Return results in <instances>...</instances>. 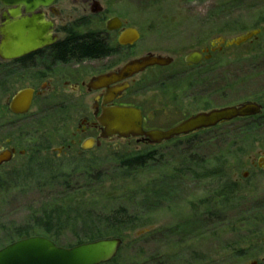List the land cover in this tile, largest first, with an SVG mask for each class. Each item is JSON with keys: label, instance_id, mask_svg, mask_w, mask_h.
<instances>
[{"label": "rangeland", "instance_id": "rangeland-1", "mask_svg": "<svg viewBox=\"0 0 264 264\" xmlns=\"http://www.w3.org/2000/svg\"><path fill=\"white\" fill-rule=\"evenodd\" d=\"M94 1L102 8L101 13L91 12L92 1L89 5L83 0L57 3L59 15L54 20L59 41L66 37L62 28L85 23L86 27L80 28V32L100 33L104 31L106 21L116 17L124 28L135 29L140 35L131 49H121L120 54L116 55L118 65L148 53L174 61L158 71L160 78L167 77V82L150 83L147 79L153 78L154 71L135 78L133 88L142 93L132 101L138 103L147 116H152L149 127L166 131L198 112L233 107L255 98L264 102V0ZM255 29L261 32L257 38L241 46L215 52L210 62L185 72V84L193 81L190 77H197L200 78V86L199 82L196 85L189 83L183 89L179 83L169 80L184 72L183 59L189 53L209 48L215 41L243 36ZM102 64L106 63H96V67L100 68ZM94 69L95 66L89 68L90 72ZM6 84L7 93L0 94V139L10 136L17 139L21 130H25L37 132L35 139L42 138L43 141L37 140L40 148V151L36 150L37 155L29 152L22 163L15 161L1 173L20 167L30 158L49 155L50 150L60 147L62 140L71 137L78 124L77 113L73 110L64 124L52 123L51 116L41 113L39 105L34 106L26 116L13 117L5 111L6 102L14 92L28 87L29 83L10 78ZM92 98V95H88L85 99L89 110ZM261 114L259 117L262 119L258 121L264 124V111ZM249 121L237 119L215 127L197 137L195 141L202 142L193 146L198 148L197 159L208 164L207 169L218 166L232 188L235 186L230 196L233 200L231 208L228 205L222 209L215 208L218 200L212 193L218 187L212 179L199 183L192 178H185L183 182L176 179L171 172L175 166L164 167L171 162L170 156L175 154L172 147L167 148L166 144L152 148L159 155L146 169L134 174L130 182L116 180L118 184L115 185L120 188L117 187L114 195L111 194V186L105 185L103 190L76 200L71 207L73 209L78 204L95 213L125 208L142 222L149 221L146 227L123 234L120 251L124 249L119 252L126 264H264V170H251L249 164L256 161L260 153L264 155V132L250 128L251 132L245 130ZM178 141L180 147L174 149L181 152L183 140L178 138ZM150 147L134 139H114L88 153H81L74 146L63 156L80 158L81 155L87 161L103 164L105 170L102 178L107 179L111 177V170L105 159L111 156L110 153H138ZM245 172H248L246 179L242 178ZM164 179L165 184L169 185L163 196L156 200L153 196L155 188L148 189L145 185ZM9 189H3L0 194V249L16 241H9V226L26 223L32 213H37L44 200L43 192L33 186ZM57 204L62 206L65 203L57 201ZM205 206L212 209L208 222L197 215ZM247 218L252 222L245 223L243 220ZM143 234H146L144 239L133 243ZM60 241L58 246L68 248L73 239L65 232ZM228 246L232 249L224 251Z\"/></svg>", "mask_w": 264, "mask_h": 264}, {"label": "trees", "instance_id": "trees-1", "mask_svg": "<svg viewBox=\"0 0 264 264\" xmlns=\"http://www.w3.org/2000/svg\"><path fill=\"white\" fill-rule=\"evenodd\" d=\"M84 27H86V24L81 23L62 28L66 37L54 45L52 49L54 59L89 60L99 59L106 54V46L101 41L99 33L80 32L79 29ZM259 116L254 119L258 124H260L258 120L262 119ZM209 130L211 129L183 137L181 152L177 151L180 147L178 139L167 143V148L172 147L175 154L170 156L171 162H168V165H164V167L175 166L171 172L181 182L185 178H192L196 183L212 179L218 187L212 193V196L218 200V202L215 201L217 204L215 208L222 209L225 205L231 208L230 206L233 204L232 197H230L233 194L232 184L218 166L214 169H207L206 165L208 164L197 159L198 148L193 147L195 144L198 145L197 142H202L200 140L195 141V139ZM247 131L251 132L249 128H247ZM152 148H155V146L138 153H110L111 156L105 159V162L110 164L109 170H111V177L107 179L102 178V172L105 170L103 164H99L94 160L87 161L81 155L80 158H73V156L56 159L39 157L36 160L31 159L22 170H14L8 174H3L0 179V194L5 188L6 191H9V188L33 186L37 191L43 192L44 198L38 207L37 213H32L26 223L9 226V241L42 236L53 241L56 245H60L62 235L67 232L73 239L68 247H72L110 237L122 240L125 232H134L146 227L145 224L149 221L142 222L136 216L130 215L125 208L117 207L106 213H95L92 210H86L87 208L83 209L78 204L73 209L71 206L76 200L87 195H93L98 190H103L105 185L111 186L110 191L114 195L117 187H119L115 185L118 184L116 180L121 179L130 182L129 180L134 174L138 173L139 170L146 169L148 165L155 161L159 153ZM215 164L218 165V162H215ZM165 183L164 179L155 183L148 182L145 186L148 189L150 187L155 188L153 196L154 199L158 200L159 197L163 196V192L167 190L169 184ZM143 196H145V193H143ZM109 199H112V197H109ZM57 201L59 203L62 201L65 204L60 206ZM153 211L156 212V210ZM197 215L204 217L205 220L203 221L208 222L207 219L210 215L212 216V209L205 206ZM243 221L249 223L252 222V219L247 218ZM145 237L146 234H143L133 240V243L139 242ZM123 249L124 247L120 252H123ZM227 249L232 248L225 247L224 251ZM126 263L122 253H120L107 264Z\"/></svg>", "mask_w": 264, "mask_h": 264}, {"label": "water", "instance_id": "water-1", "mask_svg": "<svg viewBox=\"0 0 264 264\" xmlns=\"http://www.w3.org/2000/svg\"><path fill=\"white\" fill-rule=\"evenodd\" d=\"M61 0H0V6L5 11L0 18V59L16 60L39 49L52 46L58 41L54 34V24L47 20L44 9H51ZM91 12H102L99 3L92 0ZM120 19L113 17L106 22L107 31H116L122 27ZM260 30H252L243 36L228 40L217 41L225 49L238 47L257 37ZM140 36L137 30H124L119 38V46H132ZM264 50V43H263ZM209 56L204 57L208 59ZM203 56L199 52L191 53L186 63L196 64ZM173 60L169 57L147 54L139 59L129 61L117 73L100 76L90 83V88H105L111 84L125 80L144 72L148 68L168 67ZM124 83L109 91L115 96L127 88ZM33 91L24 89L16 93L10 101V110L14 114L24 115L29 111ZM113 98V97H111ZM111 98L103 101L111 102ZM261 107L254 103H243L233 107L211 110L189 117L177 126L167 131H143L141 112L135 108L109 107L102 108L98 124L102 127L98 141L86 140L82 150H90L94 145L99 147L101 140L117 137L123 140H148L152 145H159L180 136H187L198 131L210 129L217 125L260 114ZM123 244L119 238H108L82 243L69 248L56 245L53 241L33 236L13 242L0 249V264H107L114 260Z\"/></svg>", "mask_w": 264, "mask_h": 264}, {"label": "flooded vegetation", "instance_id": "flooded-vegetation-1", "mask_svg": "<svg viewBox=\"0 0 264 264\" xmlns=\"http://www.w3.org/2000/svg\"><path fill=\"white\" fill-rule=\"evenodd\" d=\"M91 1L92 0H83V2L87 5H89ZM57 3H55L53 8L51 9L42 10V12L45 14L46 19L51 21L54 24V34H55V20L54 19L55 17L59 15ZM4 11L5 10L1 8L0 18ZM126 29H129V28H124V25L122 24V27L119 30L107 31L105 27L104 31H101L99 33V35L101 34L100 36L101 41L104 42V45L106 46V54L99 59H89V60L88 59H83V60L54 59L53 54H52V49L56 43L53 44L52 46L39 49L31 54L25 55L16 60L7 61V60L0 59V94L7 93L6 83H8L10 78L11 79L12 78L23 79L29 83L28 87L20 89L17 92H14L12 96L9 98V100L6 102L5 111L8 112L10 115H12L13 117L26 116L29 112H31L34 106L39 105L40 107H38V109L41 110L40 112L48 113L51 116L52 123L57 122L58 124H64L66 121H68V119H70V114H71L70 111L73 110L74 112L77 113L75 115L78 116V124H77L75 132L72 133L71 137H69L68 140L66 139L62 140L60 143V147L57 149L50 150L49 155H45L41 157H49L51 159L63 158V157L69 158L68 156H63V154H65L66 151L71 150L74 146H77L81 153H88L93 150L101 148L104 142L106 141H112L114 139H118L115 136V137L108 138L107 140H101V145L99 147L94 145L92 149L86 150V151L82 150L81 148V145L86 140L98 141L100 139L101 133H102V127L98 124L97 118L100 117L102 108H105V107L106 108H109V107L135 108L141 112L143 131H146V132L154 131V130L160 131L158 129L149 127L148 123L152 121V116H147L146 113H144V111L140 108V106H138V103H134L132 101L135 99V97L139 93H142L141 91H135L133 86L136 85L135 78L137 76L144 75L150 71H154L155 73L153 75V78L147 79V80H150V83L151 82H155V83L167 82V77L160 78L161 74L158 75V71H162L165 68L163 67L148 68L144 72L137 74L135 76H132L131 78L125 80L124 82L111 84L110 86L105 87V88L95 89V88L89 87L93 79L100 77V76L108 75L111 73H117L119 69H121L129 61L136 60V59H139L147 55L145 54L138 58H132L128 60L126 63H124L123 65H118L116 55L120 54L121 49H125V50L131 49L135 45L134 44L132 46H119L118 38L120 34ZM55 35L58 38V35L57 34ZM223 49H225L223 45L215 41L214 43H211L209 45V48L191 52V53L199 52L203 56V59H201L196 64L185 62V59L191 54L189 53L183 59V62L186 68L183 70L184 72H181L180 74L179 73L176 74L175 79H169V80L172 81V83H179V87L181 88L183 87V89L186 88L187 84L189 83H194L196 85L199 82V86H200V78H197V77H190L193 79V81L185 84L184 83L185 82V79H184L185 72L192 68L199 67L203 63L205 65L206 63L210 62L212 59V55L215 52L222 51ZM154 56H160V55H154ZM206 56H209V58L204 59V57ZM160 57H164V56H160ZM103 61L106 64H102L100 68H97L96 63L103 62ZM90 66H95L94 71L90 72L89 70ZM124 83H127L128 85L126 89H124L122 92L118 94H115V96L109 95L110 90L118 88ZM146 83L148 82L146 81ZM137 85L139 86V84ZM140 87L142 90H144L141 84H140ZM192 87L193 86H190L189 88H192ZM24 89H30L33 91V98L31 101L29 111L24 115L14 114L10 110V101L16 93ZM88 95L93 96L92 107L90 110L87 109L86 102H85V99L87 98ZM107 98H111L112 99L111 102L106 103L104 106H102L103 101ZM261 99L263 98L261 97ZM243 103L257 104L258 106L261 107V112L259 115H262L261 113L264 111V102L262 100H259V98L252 99V101L247 100ZM85 112L87 113L85 114ZM206 112H209V110L198 112L196 114L206 113ZM196 114H193V115H190L184 118L179 123L183 122L184 120ZM257 116L255 115V116L246 117L242 119H247V120L250 119V121H254L253 118ZM254 122L253 123L250 122L248 125L244 127V129L247 130V128H250L255 131L258 130V131L264 132V124H258ZM228 123H223V124H228ZM223 124H220V125H223ZM220 125H217L216 127ZM0 130L2 131V128ZM36 134L37 132L35 131L26 132L25 130L23 131L21 130V133L16 136L17 139H15L12 136L5 137L4 139H0V179L3 174H8L14 170L15 171L22 170L24 166L29 162V159L25 164L21 165L20 167L16 169H12L6 173H1V171H3L6 167L10 166L13 162L20 160V163H22V159H24L26 157V154L29 152L32 153L33 155H37L36 150L40 151L37 140L43 141V139L42 138L35 139ZM183 137H186V136H180V137L172 139L171 141H174L178 138H183ZM137 142L151 145V143L147 139L137 140ZM169 142L162 143V144H167ZM24 145H26V148ZM31 159L36 160L38 158H30V160ZM249 164H250L251 170H254V171L264 170V155L260 153L256 161H251L249 162ZM247 176H248V172H245L242 175V178L246 179ZM234 187L235 186L233 185V188ZM232 190L234 191V189ZM236 190L237 189H235V191ZM254 264H257V263H254Z\"/></svg>", "mask_w": 264, "mask_h": 264}]
</instances>
